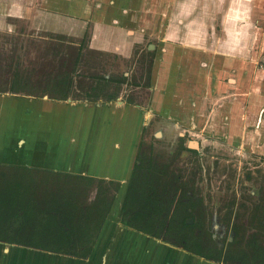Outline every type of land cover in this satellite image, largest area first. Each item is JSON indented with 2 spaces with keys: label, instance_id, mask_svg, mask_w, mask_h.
Listing matches in <instances>:
<instances>
[{
  "label": "crops",
  "instance_id": "0c3cea01",
  "mask_svg": "<svg viewBox=\"0 0 264 264\" xmlns=\"http://www.w3.org/2000/svg\"><path fill=\"white\" fill-rule=\"evenodd\" d=\"M26 1L29 5L33 2ZM23 2L14 1L13 11L24 20L31 18L34 31L30 40L43 45L46 53L56 44L55 34L67 36L59 42L73 49L80 77L87 79L80 90L88 96L71 97L74 76L66 81L67 90L61 96H49L48 90L41 96L0 92V163L62 178L85 175L119 182L112 207L117 211L107 213L91 254L78 259L82 264L93 263L94 256L95 264H212L196 254L192 258L182 247L121 225L118 211L142 132L151 118L161 125L159 129L185 124L192 129L211 126V134L219 137L216 130L222 127L223 131L225 125L222 133L228 138L237 135L233 128L242 120V124H262V115L258 118L255 111L261 101L252 108L245 102L251 91L240 96L247 70L238 64L239 70L233 72L239 60L233 56L235 51L231 52L228 42L220 52L209 49L207 38L199 33L207 25L197 17L198 0H43L35 12ZM155 12L172 15L156 27L147 82L140 84L133 81L132 64L144 35H151L153 21L144 15ZM34 70L36 76L61 73ZM225 76H229L227 82ZM230 85L235 89L230 90ZM139 88L147 95L141 103L127 96ZM248 108L255 112L251 117ZM105 240H110L109 244H104ZM28 248L31 246L0 240V264L17 263L14 259L22 258L19 250ZM99 253L108 256L102 261L100 255L96 261Z\"/></svg>",
  "mask_w": 264,
  "mask_h": 264
},
{
  "label": "rangeland",
  "instance_id": "374dc122",
  "mask_svg": "<svg viewBox=\"0 0 264 264\" xmlns=\"http://www.w3.org/2000/svg\"><path fill=\"white\" fill-rule=\"evenodd\" d=\"M14 1L16 0H0V92L14 95L13 92L22 91L41 96L44 90H48L49 96H61L67 90L68 82L64 85L61 83L68 79L70 82L71 77L74 76L76 86L72 87L71 97L88 96L80 90L85 84L87 85V79L80 77L82 72L78 71V60H73L74 51L62 43L67 36L55 34L53 37L56 44L51 45L48 49L49 53H46L43 45L30 40V34L34 31L31 18L24 20L21 16H17L19 14L13 11ZM18 1H24V5H32L35 12V8L40 7L43 0H33L31 5L26 3V0ZM155 6L153 9L157 10L158 5ZM198 6L200 11L197 12V17L200 21H206L207 25L199 33L202 34L201 37L207 38L209 49L215 53L220 52V47L228 42L231 52L235 51L234 55L229 54L239 59L235 60L233 72L236 73L239 70L238 64L248 71L244 74L246 83L240 88V96L244 92L251 91L249 93L251 98L245 102L252 108L255 107L256 101H261V109H255V111L258 118L262 115V124H242V120L233 128L237 133L234 138L232 136L228 138L222 133L226 128L225 125L223 131L222 127L216 130V133H221L220 137L211 134L210 129H213L211 126L207 128L200 126L194 129L187 124L179 128L162 126L164 130L167 128L170 130L169 134L164 135V139L159 134V131L163 130L159 129L161 125L156 124L151 118L142 132L140 149L144 151L146 157L154 159L152 162L163 168V178L170 177L171 174L175 175L171 185H178V189L174 192L176 197L179 195L180 185L182 190L193 182L200 187L206 207L205 228L212 238V243L225 249L226 243L232 241L248 252L252 248L253 241H257L264 248V138L261 139V133L264 135V0H198ZM28 11L31 12L32 9ZM159 13L144 15L154 23L151 22V35L145 34L144 40L137 47L132 64L133 81L140 84L147 82L145 75L149 72L153 56L152 46L156 38L153 34L157 33L156 27L161 26L172 15H169V12L164 15ZM65 55L66 58H64ZM59 68L71 71L56 75L50 71V69L55 71ZM34 69H46L53 73L36 76ZM228 75L233 76L232 73ZM227 77L229 78L225 76L223 81L227 82ZM254 87L257 88L256 92L253 90ZM229 88L235 89L233 85ZM141 90V88L137 91L132 90L127 95L128 98L141 103L147 96L146 92L143 93ZM246 110L250 117L251 113H255L249 108ZM261 130L263 131L260 132ZM114 184L93 179L92 184L82 191L79 200L81 209L88 211L97 203L101 196V189L108 199L112 196L115 198L120 184L118 183L116 190ZM125 197L121 211H118L119 223L129 227L121 221ZM112 203L113 200L108 214L115 205ZM171 210L169 215L172 213ZM152 229L155 227L152 226ZM13 233L36 238L32 232L30 234L13 231ZM158 239L164 241L163 237ZM108 242L105 240L104 244L107 245ZM127 243L128 246L131 245V242ZM22 251L24 252L20 261L14 259L18 262L12 264H61V260L65 258L75 261L73 264H80L78 259L84 258L52 254L53 259L58 258L55 261L46 256L43 258L42 254L51 253L36 250L33 247ZM100 255V253L97 254L96 261ZM101 256V260L104 261V257L108 254L102 253ZM95 257L92 258L91 264H95ZM209 261H212V264H239L223 258Z\"/></svg>",
  "mask_w": 264,
  "mask_h": 264
},
{
  "label": "trees",
  "instance_id": "16d2710c",
  "mask_svg": "<svg viewBox=\"0 0 264 264\" xmlns=\"http://www.w3.org/2000/svg\"><path fill=\"white\" fill-rule=\"evenodd\" d=\"M162 172L163 168L158 164L139 157L132 172L121 221L155 238L163 234L164 241L180 245L205 259H217L220 253L200 249L196 237L184 241L174 232L176 228L179 231L186 229V222L178 221L177 209L169 215L175 199L176 186L171 185L175 175L163 178ZM67 177L32 173L19 166L0 163V240L65 255L88 256L113 196L108 199L101 189L97 203L84 211L79 200L94 178L85 175ZM117 185L115 182V190ZM13 231L32 232L36 238L16 236ZM252 259L264 264V251L254 252Z\"/></svg>",
  "mask_w": 264,
  "mask_h": 264
},
{
  "label": "flooded vegetation",
  "instance_id": "af4514ba",
  "mask_svg": "<svg viewBox=\"0 0 264 264\" xmlns=\"http://www.w3.org/2000/svg\"><path fill=\"white\" fill-rule=\"evenodd\" d=\"M57 70L61 71L62 73L63 69L60 70L59 68ZM64 81L66 82V80ZM48 95H49V91H48ZM53 96H57V95H53ZM169 132L170 130L167 128L166 130L163 129L159 131V134L164 138L165 137L164 135L169 134ZM179 135L182 136L181 134ZM143 152L144 151L140 149V143H139V148L136 153L135 164L139 163V157L146 158L147 160L150 159V157H146V155ZM150 161H154V159L151 158ZM94 179L99 180V181H104V180L109 181V182H112L113 184L115 182L119 183L118 181L111 180V179H104V178H94ZM179 187H180L179 195L177 197L175 196L176 198L174 199V202L172 204L171 211L173 212L174 209H177V213L179 217L178 221L183 219V221L186 222V229H184L183 231H179L177 228L174 229V232L177 235L182 236L184 238V241L185 239L191 238L192 236L196 237L197 238L196 242L198 246L200 247V249H203L205 252H208V253L209 252H212L213 254L220 253L217 259L211 258L213 260H218L219 258H223L224 260H233L234 262H238L239 264H258L256 259L255 260L252 259L253 253L254 252L256 253V251L258 253V250L264 251V248L261 245H259L257 241H253L252 248L248 252L236 246V244L232 241H229L226 243L225 249L215 245V243H212V238L205 228V224H206L205 208L206 207H205L204 197L202 195V191L200 187H198V185L195 182L191 183L190 185L188 184V186H186L183 190L181 188V185ZM177 189H178V185H176V190ZM119 197H121V193ZM117 202H119V200H117ZM116 211L112 209L110 213L113 214V213H116ZM161 237H163V234H161ZM179 247H182V246L179 245Z\"/></svg>",
  "mask_w": 264,
  "mask_h": 264
},
{
  "label": "bare ground",
  "instance_id": "6f19581e",
  "mask_svg": "<svg viewBox=\"0 0 264 264\" xmlns=\"http://www.w3.org/2000/svg\"><path fill=\"white\" fill-rule=\"evenodd\" d=\"M180 248H181V247H180ZM183 250H184V249H183ZM23 252H24V251L19 250L18 253L22 255ZM186 252H187V251H186ZM48 253H51V254H48V255H47L46 253H45V254H42V255H43V258L46 256V257L51 258V260H55V261L58 260V258L53 259V257H51L52 254H53V255H59L58 253H53V252H48ZM188 254H189L192 258L196 257V256L193 255V253H192V254L188 253ZM64 256L68 257L67 255H64ZM46 257H45V258H46ZM203 260L205 261V259H203ZM206 261H207V260H206ZM74 262H75V261L72 262L71 259H67V258L61 260V264H70V263L73 264ZM209 263H213V262H212V261H209Z\"/></svg>",
  "mask_w": 264,
  "mask_h": 264
}]
</instances>
